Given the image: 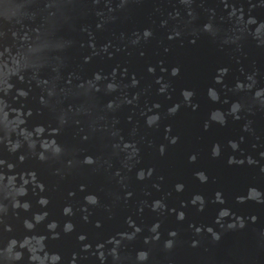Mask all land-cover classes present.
<instances>
[{
    "label": "water",
    "instance_id": "1",
    "mask_svg": "<svg viewBox=\"0 0 264 264\" xmlns=\"http://www.w3.org/2000/svg\"><path fill=\"white\" fill-rule=\"evenodd\" d=\"M0 264H264V0H0Z\"/></svg>",
    "mask_w": 264,
    "mask_h": 264
},
{
    "label": "clouds",
    "instance_id": "2",
    "mask_svg": "<svg viewBox=\"0 0 264 264\" xmlns=\"http://www.w3.org/2000/svg\"><path fill=\"white\" fill-rule=\"evenodd\" d=\"M147 34H148V33H147V31H146V35H147ZM177 72H178V69H173V74H176ZM214 154H218V153H217V152H215ZM198 175H199V174H198ZM181 218H182V216H181ZM208 231H210V232H211V231H212V229H211V228H209V229H208ZM172 234L174 235L175 233H172ZM217 238H218V237H217ZM167 243H168V246H170V243H171V242L169 241V242H167ZM146 255H147V254H146V253H144V254H143V258H146Z\"/></svg>",
    "mask_w": 264,
    "mask_h": 264
}]
</instances>
